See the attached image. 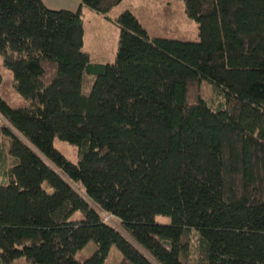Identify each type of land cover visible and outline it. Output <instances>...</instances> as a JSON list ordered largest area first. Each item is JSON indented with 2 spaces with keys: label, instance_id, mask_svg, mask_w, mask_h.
<instances>
[{
  "label": "trees",
  "instance_id": "obj_1",
  "mask_svg": "<svg viewBox=\"0 0 264 264\" xmlns=\"http://www.w3.org/2000/svg\"><path fill=\"white\" fill-rule=\"evenodd\" d=\"M120 1L92 62L79 8L0 0V264H264V0H176L194 39Z\"/></svg>",
  "mask_w": 264,
  "mask_h": 264
},
{
  "label": "rangeland",
  "instance_id": "obj_2",
  "mask_svg": "<svg viewBox=\"0 0 264 264\" xmlns=\"http://www.w3.org/2000/svg\"><path fill=\"white\" fill-rule=\"evenodd\" d=\"M49 8H65L76 10L79 8L83 20L82 49L88 53L92 62L112 61L118 41V28L103 14L94 12L87 6L80 5V0H46ZM45 3V2H44ZM80 5V6H79ZM79 6V7H78ZM129 9L150 36H164L172 38L194 39L196 25L186 15L183 3L176 0H121L109 12V18H115L123 10ZM2 72L11 78L9 70L2 66ZM5 78V76L3 75ZM54 146L63 155L74 159V146L68 142L54 140ZM107 219V217H106ZM158 222L167 221V217L156 215ZM194 239V236H193ZM112 253L116 252L114 248ZM117 259L111 257L109 264H116Z\"/></svg>",
  "mask_w": 264,
  "mask_h": 264
},
{
  "label": "crops",
  "instance_id": "obj_3",
  "mask_svg": "<svg viewBox=\"0 0 264 264\" xmlns=\"http://www.w3.org/2000/svg\"><path fill=\"white\" fill-rule=\"evenodd\" d=\"M43 2H45V4L47 5V2H46V0H42ZM48 7V6H47ZM50 7V6H49Z\"/></svg>",
  "mask_w": 264,
  "mask_h": 264
}]
</instances>
